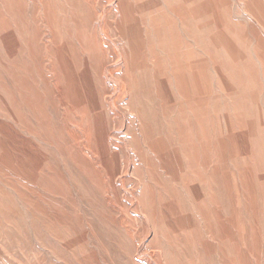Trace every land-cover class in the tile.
I'll return each instance as SVG.
<instances>
[{
  "label": "rangeland",
  "instance_id": "374dc122",
  "mask_svg": "<svg viewBox=\"0 0 264 264\" xmlns=\"http://www.w3.org/2000/svg\"><path fill=\"white\" fill-rule=\"evenodd\" d=\"M0 264H264V0H0Z\"/></svg>",
  "mask_w": 264,
  "mask_h": 264
},
{
  "label": "bare ground",
  "instance_id": "6f19581e",
  "mask_svg": "<svg viewBox=\"0 0 264 264\" xmlns=\"http://www.w3.org/2000/svg\"><path fill=\"white\" fill-rule=\"evenodd\" d=\"M103 35V34H102ZM122 45V44H121ZM117 110V109H116ZM95 117V116H94ZM97 121V120H96ZM97 124V123H96ZM103 143V142H102ZM89 175V174H88ZM61 215V214H60ZM136 255V254H135Z\"/></svg>",
  "mask_w": 264,
  "mask_h": 264
}]
</instances>
